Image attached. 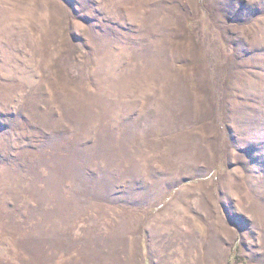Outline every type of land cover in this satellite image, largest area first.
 I'll return each mask as SVG.
<instances>
[{
	"label": "rangeland",
	"instance_id": "374dc122",
	"mask_svg": "<svg viewBox=\"0 0 264 264\" xmlns=\"http://www.w3.org/2000/svg\"><path fill=\"white\" fill-rule=\"evenodd\" d=\"M0 264H264V0H0Z\"/></svg>",
	"mask_w": 264,
	"mask_h": 264
},
{
	"label": "trees",
	"instance_id": "16d2710c",
	"mask_svg": "<svg viewBox=\"0 0 264 264\" xmlns=\"http://www.w3.org/2000/svg\"><path fill=\"white\" fill-rule=\"evenodd\" d=\"M236 246H237V244H236ZM233 255V254H232Z\"/></svg>",
	"mask_w": 264,
	"mask_h": 264
}]
</instances>
